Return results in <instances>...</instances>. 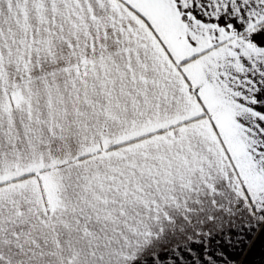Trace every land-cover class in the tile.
Masks as SVG:
<instances>
[{
  "label": "snow or ice",
  "instance_id": "obj_1",
  "mask_svg": "<svg viewBox=\"0 0 264 264\" xmlns=\"http://www.w3.org/2000/svg\"><path fill=\"white\" fill-rule=\"evenodd\" d=\"M0 264H264V0H0Z\"/></svg>",
  "mask_w": 264,
  "mask_h": 264
}]
</instances>
